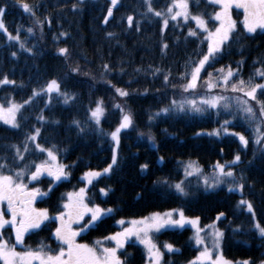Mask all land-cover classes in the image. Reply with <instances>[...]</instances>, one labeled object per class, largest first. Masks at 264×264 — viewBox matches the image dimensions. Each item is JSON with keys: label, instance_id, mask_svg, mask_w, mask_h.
Masks as SVG:
<instances>
[{"label": "trees", "instance_id": "1", "mask_svg": "<svg viewBox=\"0 0 264 264\" xmlns=\"http://www.w3.org/2000/svg\"><path fill=\"white\" fill-rule=\"evenodd\" d=\"M20 3L33 6L35 16L25 12ZM171 3L151 0L154 11L164 14L157 17L148 11L146 0H118L113 15L108 17L111 0H0V7L6 6L3 22L8 33L20 36V41L9 40L0 31V79L7 75L16 81L0 86V104L31 100L17 116L20 128L0 122V165L7 164L3 173L13 175L34 171L33 161L38 164L47 159L46 153H40L26 139L40 128L37 142L45 148L55 146L53 150L68 176L55 183L47 175L36 181H29L26 175L24 182L29 189L47 193L37 197L35 208L47 209L50 217L59 216L65 211L67 194L78 191L87 181L85 173L102 172L111 163L114 142L110 133L124 115H130L132 126L119 135L117 164L111 173L93 179L86 193L89 205L111 208L112 212L88 227L77 241L92 244L114 234L122 218L181 208L187 216L199 217L203 226L217 223L224 233L225 257L259 264L264 261V236L255 223L264 227V141L256 143V129L264 132V118L259 116L255 101L249 100L257 109L254 119L237 108V97L248 98L232 92L231 84L238 79L248 82L249 78L264 84V77L258 74L264 72V30L248 33L237 21L233 39L215 59L210 58L199 74L197 87L186 91L184 86L206 54L208 42L195 21L169 18L166 10ZM189 3L192 14L203 15L209 29L218 26V21L210 19L218 12V5L208 0ZM128 16L133 17L131 26ZM235 17L239 18L237 14ZM166 18L167 28L163 26ZM190 28L198 32L197 37L188 35ZM60 49H67V54H61ZM229 70L234 75L225 88L223 78ZM52 80L74 99L65 103L57 92L44 93L42 89ZM206 82L214 86L208 87ZM118 88L128 96H121ZM34 92L41 95L34 96ZM213 96L229 98L231 109L207 108L197 113L187 106L188 101L199 103ZM257 98L264 100L259 90ZM173 100L184 103V110H178ZM98 104L104 110L99 125L91 118ZM165 108L169 109L167 113L162 111ZM40 116L44 120L37 119ZM74 121H79V127ZM216 130L220 135H208ZM233 133L244 135L247 146ZM13 146L21 149L24 160L17 157ZM25 146L27 152L23 151ZM237 154L241 161L232 164ZM190 163L201 170V176L186 175ZM217 163L235 176L223 177V183L215 188L205 186L202 175L209 176L211 184ZM145 164L148 167L142 169ZM180 182L186 186V195L173 187ZM238 183L244 184L243 192L237 190ZM242 199L251 202V212L240 205ZM221 212L224 216L217 220ZM59 226L58 220L45 221L40 229L25 235L23 249L44 245L45 251L51 249L55 254L61 246L54 236ZM151 236L163 253L162 264H187L198 254L190 227L164 229ZM3 237L13 242L11 226L3 229ZM165 244L179 251L168 252ZM118 255L125 264H147L144 247L134 241H127Z\"/></svg>", "mask_w": 264, "mask_h": 264}, {"label": "snow or ice", "instance_id": "2", "mask_svg": "<svg viewBox=\"0 0 264 264\" xmlns=\"http://www.w3.org/2000/svg\"><path fill=\"white\" fill-rule=\"evenodd\" d=\"M211 4L220 5V11L216 12L214 17L215 21H219V26L215 27L214 30L208 28V21L204 19L203 15H194L190 11L189 0H172L171 5L167 8L166 14L171 20H178L183 18L185 22L189 20L195 21L196 28L202 30L204 35L203 39L207 43V52L202 55V59L198 61V64L192 69L191 79L184 86L185 90H194L197 87V80L199 74L204 66L209 63L210 58L215 59L216 55L221 53L224 49L226 42L233 39V32L236 29V21L232 19L231 10L233 7L237 9L244 10V20L243 25L248 33H255L257 29L264 30V0H208ZM118 0H111V5L107 11V16L111 17L113 15V8L116 7ZM147 8L149 12H154V15L160 17L162 14L159 11H154L151 5V0H146ZM197 2V7H198ZM20 7L23 8L25 12L30 13L32 16H35V11L33 6L27 3H20ZM6 12V6L0 7V31H3L7 34L9 40L20 41V36H13L11 33H8L7 27L3 22V17ZM105 23H108V20L105 19ZM127 22L129 26L133 23V17L128 16ZM169 20L166 18L163 20V26L167 28ZM19 31V30H17ZM29 32L32 31L31 28L28 29ZM111 35V33L109 34ZM189 36L197 37L198 32L193 29H189ZM21 48L24 47L23 43L20 44ZM167 48L165 44L163 46ZM67 49H60L61 54H67ZM13 56L16 53H12ZM221 72L223 70H220ZM261 77H264V72L258 73ZM233 72L229 70L227 75L223 78V85L225 88L229 85V79L233 76ZM211 76V73H209ZM167 80V77H165ZM16 84V81L10 80L7 75L0 79V86ZM208 87H213L210 82H206ZM260 91L261 96H264V84L253 83L252 78H249L248 82H245L243 79H238V81L231 84L232 92L243 93L244 97L248 99H243L241 97L236 98V106L239 110H242L250 118H255L257 116V109H255L252 104L249 103V100L255 101L258 107V113L261 118H264V100L257 98V91ZM46 94H51L52 92H57L59 95L64 97V102L68 103L70 99L74 97H69L67 93L61 92L60 84L56 80H52L46 87L42 89ZM116 91L121 96H128V93L122 89H116ZM34 96L41 95V92H34ZM221 101H224V104L221 105ZM229 98L224 96H213L210 99H202L199 103L196 100H191L187 102V106L193 112H203L207 108L220 109L223 108L225 111L231 109L232 105L228 102ZM31 100H25L24 103L17 104L14 101L9 103L8 107H5L3 104H0V120L5 124L10 125L12 128H20V122L17 119L18 114L21 113V110L24 108L25 104H30ZM173 105H176L177 109L180 111L184 110L185 104H177L175 100L172 101ZM119 107V106H117ZM103 108L98 104L97 107L92 110L91 118L96 122L97 125L100 123V119L103 116ZM164 113L169 111L168 108L162 110ZM39 120H44L43 116L37 117ZM74 123L79 127V121H74ZM132 118L130 115H124L122 122L115 131L111 132L110 135L112 139L119 145V135L122 129H127L132 126ZM229 121H225V124H228ZM264 123V119H262ZM80 131H84L83 128H80ZM258 135L256 138V143H261L264 141V132H261L260 127L256 129ZM41 135V129L35 128L33 132H30L26 139L29 142L35 144V148L40 153H46L47 159L43 160L40 163L32 162V168L27 171L15 172L13 175H5L3 173V168L7 167V164L0 165V203L7 201L8 211L11 213V218L6 219L4 212L0 211V261L3 264H125V261L121 259L118 255V251L122 249L125 243L130 240L132 237H135L141 244H143L147 250L148 259L150 264H161L163 260V253L153 242L152 236L150 233H159L161 229L167 227H179L183 228L185 224H190L196 229L195 233V243L197 245H202L203 250L200 252V255L190 262V264H232V262L224 259L222 255H217L213 259L214 251L218 252L220 248V241L223 238L224 233L215 229L214 225H209V228L213 229L212 232V246L211 249L205 243V239L200 235L202 229L199 225V217L195 219L186 218L184 212L181 211H169L166 213H153L150 217H144L140 220L130 221V227L125 228L122 232H117L112 236L106 237L105 239L109 241H115V247H103L101 241H96V246H89L88 244H82L77 242V237L81 235V232H84L86 228L81 227L79 231L74 230L72 225L78 224L86 214H90L89 226H94L95 222L100 220L101 217L110 214L112 209H103L98 205L89 207L86 200V189L81 188L79 192L68 193V203L63 205V208L66 210L61 212L59 216L50 217L47 209H37L34 207V203L37 197L46 196V192H41L39 188H28V185L24 182V177L27 175L29 181H36L41 176L47 175L52 177L55 181H60L62 178H67L68 174L64 171L65 166L60 165L57 162V155L55 154L53 148H45L38 141V138ZM208 135H220L219 130H216L214 133H208ZM239 138L240 143L243 146H247L249 143L248 139L240 133H233ZM16 150V155L20 160H24V156L21 155V149L18 146H13ZM24 152L28 151L27 146L23 149ZM163 159V158H161ZM241 161V156L239 154L235 155L234 160L231 161L232 164H237ZM117 164V158L114 154L112 156L111 163L108 167L104 168L102 172L98 171H89L85 173V178L87 179L88 184H92L93 179L99 178L102 175H107L112 172L113 166ZM142 169L148 167L147 164L141 166ZM219 171L218 175L213 178L211 184L207 177L204 178L203 183L205 186H211L213 188L217 187L218 184L223 183V177H234L235 173L232 170L225 171V165L219 163L215 166ZM186 170V175L191 176L199 173L201 170L194 166L193 164L188 165ZM242 179V177H241ZM176 191L182 195H186V186L183 182L176 183L173 185ZM237 190L243 192L244 184L238 183L236 185ZM51 191V188L49 189ZM101 193L107 195V192L104 189H100ZM229 191H233L232 188H229ZM240 205L246 206L249 212L253 210V205L247 200H241ZM178 214L179 219H173V215ZM224 216V213H220L217 217V220L220 217ZM58 220L60 226L55 229L54 236L60 242V247L55 254L52 253V250L49 249L45 251L44 245H41L38 249H27L23 251H17V245H23L24 237L29 232L40 229L41 225L45 221ZM119 224L123 225L125 221H118ZM11 226L15 232L14 243H10L9 240L4 239L3 229L5 226ZM260 234L264 236V227H261L259 224L256 225ZM165 249L168 252L179 251L175 249L172 244H165ZM238 264H251V261H242Z\"/></svg>", "mask_w": 264, "mask_h": 264}, {"label": "rangeland", "instance_id": "3", "mask_svg": "<svg viewBox=\"0 0 264 264\" xmlns=\"http://www.w3.org/2000/svg\"><path fill=\"white\" fill-rule=\"evenodd\" d=\"M216 5H218V4H216ZM218 11H220V5H218ZM239 14H237L238 16H239V18L237 19L235 16H232V19L233 20H235L236 21V23H237V21L240 23V25H241V27L246 31V29L244 28V25H243V20H244V10L243 11H239L238 12ZM218 26H219V21H218ZM217 26V27H218ZM236 27H237V24H236ZM257 30H261V29H257ZM247 32V31H246ZM9 106V105H8ZM8 106H5V107H8ZM240 111H242V110H240ZM243 112V111H242ZM0 122L1 123H3V124H5L2 120H0ZM6 125H8V124H6ZM120 125V124H119ZM119 125L117 126V127H119ZM8 126H10V125H8ZM116 127V128H117ZM115 128V129H116ZM115 129L113 130V131H115ZM112 131V132H113ZM112 138V137H111ZM113 140V139H112ZM113 142H114V144H113V151H112V156L115 154V155H117V148H118V145L116 144V142L113 140ZM57 162L60 164V165H63V164H61L60 162H59V160L57 159ZM65 166V165H64ZM191 170V169H190ZM64 171H65V168H64ZM218 169L216 168V172H215V174H216V176L218 175ZM201 174H202V172L200 171L199 173H197V174H194L195 176H197V175H199V176H201ZM203 177L202 178H204V177H207L208 178V180L210 179V177L209 176H206V175H202ZM62 179H64V178H62ZM61 179V180H62ZM222 179H224V178H222ZM55 181V180H54ZM57 182H59V181H55V183H57ZM89 185L90 184H88V182L85 180V184L84 185H82L81 186V188H84V189H86V193H87V189H88V187H89ZM219 185V184H218ZM29 188V187H28ZM80 188V189H81ZM79 189V190H80ZM79 190L78 191H75V192H79ZM70 193H74V192H70ZM103 194V193H102ZM104 195V194H103ZM66 203H68V196H67V199L65 200V202H63V205L64 204H66ZM85 203H87V200H85ZM88 204V203H87ZM88 206L89 207H93V206H91V205H89L88 204ZM35 207V206H34ZM100 208H103V207H100ZM103 209H105V210H107V209H111V208H103ZM173 210H176L177 212L178 211H181L182 209L181 208H170V209H166V210H162V211H155V212H152V213H150V214H147V215H145V216H143V217H136V218H122V219H119L118 221H121V220H123V221H125V223L123 224V225H121V224H119L118 223V221H117V224H118V226L120 227V229H118V231L117 232H122L125 228H127V227H130L131 225H130V221H132V220H140V219H142V218H144V217H150L153 213H161V214H163V213H166V212H169V211H173ZM0 211H3L4 212V215H5V218L6 219H10L11 218V213L8 211V208H7V201H4V202H2V203H0ZM66 211V210H65ZM183 211V210H182ZM7 212V213H6ZM108 215V214H107ZM184 215H185V217L186 218H189V219H195L196 217H192V216H187L185 213H184ZM102 218V217H101ZM174 220L175 219H179V216H178V214H175L174 213V215H173V217H172ZM89 220H90V214H86L84 217H83V219L78 223L79 224V226H73L72 225V227H73V229L74 230H77V231H79L80 230V228L81 227H84V228H88V227H90L89 226ZM97 222V221H96ZM96 222H95V224H96ZM84 223V225H82ZM256 225H257V223H255ZM209 225H214L215 226V229H217V230H219V231H221V232H223L222 231V229L217 225V223L216 222H213V223H210V224H208L207 226H203V225H201V222H200V219H199V227L202 229V231L200 232V235L205 239V243L209 246V248L211 249V246H212V232H213V229L212 228H209L208 226ZM256 225H255V228L257 229V227H256ZM10 226V225H9ZM9 226H5L6 227V229H7V227H9ZM184 227H190L191 229H192V231H193V241H194V244H195V246L198 248V254H197V256L194 258V259H192V260H190L187 264H190V262L191 261H193V260H196V258L200 255V252L203 250V246L202 245H197L196 243H195V239H194V237H195V233H196V229L192 226V225H190V224H185V226ZM183 227V228H184ZM169 228H179V227H167V228H164V229H169ZM164 229H161L160 231H162V230H164ZM258 230V229H257ZM12 231H13V236H14V239H15V232H14V229H12ZM117 232H115V233H117ZM258 232H259V230H258ZM114 233V234H115ZM153 233H155V232H153ZM153 233H150V235L151 234H153ZM260 233V232H259ZM114 234H112V235H114ZM112 235H110V236H112ZM109 237V236H108ZM5 239V238H4ZM96 241H101L102 242V246L103 247H115V241H109V240H107V239H105V238H103V239H98V240H95L92 244H88V243H84V242H80V241H77L78 243H82V244H88L89 246H96L95 245V242ZM128 241H134V242H136V243H138V244H140V245H142L143 247H144V249H145V252H146V255H147V250H146V248H145V246L143 245V244H141L135 237H132L130 240H128ZM57 242H58V240H57ZM12 243H14V240H13V242ZM222 245H223V238L221 239V241H220V248H219V251L218 252H216V251H214V253H213V259H215L216 258V256L217 255H222L223 257H224V259H226L227 261H230V262H232V264H238V262H242V261H249V260H231V259H228L227 257H225V255H224V253H223V247H222ZM25 245H24V243H23V245H17V248H16V250L17 251H23V250H27V249H23V247H24ZM25 248V247H24ZM1 263L3 264V262L1 261ZM147 264H150V261H149V259H148V255H147ZM161 264H162V262H161ZM259 264H264V261H262V262H260Z\"/></svg>", "mask_w": 264, "mask_h": 264}]
</instances>
